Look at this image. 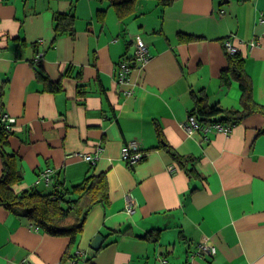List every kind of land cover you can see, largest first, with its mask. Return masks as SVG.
Wrapping results in <instances>:
<instances>
[{
  "label": "crops",
  "instance_id": "1",
  "mask_svg": "<svg viewBox=\"0 0 264 264\" xmlns=\"http://www.w3.org/2000/svg\"><path fill=\"white\" fill-rule=\"evenodd\" d=\"M68 12L75 32L56 37V16ZM181 33L201 37L184 42ZM230 36L252 85L249 105L235 79L221 80ZM139 42L151 58L133 63L120 81V63L134 62ZM45 78L60 89H47ZM194 92L209 105L248 114L223 121L229 133L188 135L182 125ZM261 107L264 0H176L165 8L146 1L122 19L104 0H0V112L16 117L8 148L24 177L13 189L49 193L57 178L71 187L90 172L107 173L109 201L90 211L71 251L77 264H160L162 257L166 264H264ZM132 140L148 155L130 167L122 150ZM167 145L196 157L197 174ZM127 194L136 201L133 213ZM32 225L25 209L0 204V264H70V238ZM96 235L102 241L94 249ZM205 239L216 255L196 254Z\"/></svg>",
  "mask_w": 264,
  "mask_h": 264
},
{
  "label": "trees",
  "instance_id": "2",
  "mask_svg": "<svg viewBox=\"0 0 264 264\" xmlns=\"http://www.w3.org/2000/svg\"><path fill=\"white\" fill-rule=\"evenodd\" d=\"M109 7H113L118 16L122 19L136 12L138 6L142 2L152 1L162 8L170 6L176 0H104ZM243 1V0H242ZM105 10H101V18L104 17ZM75 15L71 12L58 13L56 16V37L64 33L74 34ZM182 41L188 42L198 39L201 36L194 34H179ZM227 42L233 45L232 36L224 40L226 50L228 52L229 66L223 70L221 75L222 83L229 85L231 79H235L239 83L242 90V102L245 105L252 103V85L245 71V60L237 51L230 53L227 48ZM135 57V55H134ZM134 60V59H133ZM130 63L131 69L134 66L131 60H125ZM46 88L49 90L60 89L61 83H54L48 78ZM202 93V92H201ZM195 99L194 107L190 113L194 114L200 123L216 122V121H239L248 112H239L233 110H223L218 105H209L204 99L193 93ZM258 109L252 108L250 111L256 112ZM264 113V107H261ZM3 113L0 112V155L2 160V173L0 176V204L5 205L9 209L20 207L26 210V216L34 225L39 226L43 231L52 235H65L70 238L69 251L64 254V261L68 259H77L72 254V247L79 242L85 221L92 208L100 203H108V181L107 173L100 172L88 173L84 180L77 185L67 187L65 183H61L58 178L54 181L53 190L44 193L36 188L16 192L13 189L15 184H20L23 180V173L18 167L16 156L10 152L8 148L9 137L13 130L7 129V123L2 121ZM161 129L158 128V134L161 135ZM160 132V133H159ZM167 150L171 153L174 160L185 168L190 174H197L194 167L196 157L185 156L180 154L170 145ZM145 153L144 157L139 161L147 158L148 150L142 149ZM137 162V163H139ZM128 163V162H127ZM136 163V164H137ZM135 164V165H136ZM130 167L131 165L128 163ZM52 181V178H51ZM51 184V183H50ZM146 237L156 239L157 234H146ZM71 249V250H70ZM71 264V261H70Z\"/></svg>",
  "mask_w": 264,
  "mask_h": 264
},
{
  "label": "built area",
  "instance_id": "3",
  "mask_svg": "<svg viewBox=\"0 0 264 264\" xmlns=\"http://www.w3.org/2000/svg\"><path fill=\"white\" fill-rule=\"evenodd\" d=\"M227 48L230 53H236L238 51L237 47L232 45L230 42H227ZM151 58V52L150 47L148 44L144 42L137 43V49L135 52L134 62L133 63H139L141 65H144L148 63V61ZM131 71L130 63L123 61L120 63L119 72H118V78L120 81H125ZM2 121L7 123V129L12 130L15 123H16V117L10 116L6 113L2 116ZM184 130L188 133V135H194L196 132L201 131L204 134H207L209 132H216V131H224L226 133H229L231 131V125L226 124L223 121H216V122H208V123H200L197 117L189 113L186 121L183 123ZM101 150V149H100ZM75 156L81 157L84 160L88 162L95 163L98 159V154H91V153H85L81 151L74 152ZM145 153L142 151V148L140 147V143L137 140L129 141L125 144L122 150V157L123 159L130 163L131 165H135L137 162H139L143 157ZM45 182L47 185L51 183L50 174L46 173L44 175ZM126 200V208L129 213H133L136 210V201L135 199L130 195L127 194L125 197ZM32 227L38 231L39 226L32 225ZM217 253V247L215 244L211 243L209 239H205L198 243L196 254L201 255H208V256H214ZM24 264H29L27 260H25ZM71 264H75V261L72 260ZM160 264H166V259L163 257L160 258Z\"/></svg>",
  "mask_w": 264,
  "mask_h": 264
},
{
  "label": "water",
  "instance_id": "4",
  "mask_svg": "<svg viewBox=\"0 0 264 264\" xmlns=\"http://www.w3.org/2000/svg\"><path fill=\"white\" fill-rule=\"evenodd\" d=\"M228 0H224V2H226ZM102 241V236L101 235H96L95 238L93 239L92 243H91V247L94 249H97Z\"/></svg>",
  "mask_w": 264,
  "mask_h": 264
}]
</instances>
